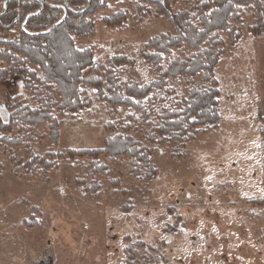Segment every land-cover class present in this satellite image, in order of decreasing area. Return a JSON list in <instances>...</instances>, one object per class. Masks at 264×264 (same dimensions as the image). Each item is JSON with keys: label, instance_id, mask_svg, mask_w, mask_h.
Listing matches in <instances>:
<instances>
[{"label": "rangeland", "instance_id": "1", "mask_svg": "<svg viewBox=\"0 0 264 264\" xmlns=\"http://www.w3.org/2000/svg\"><path fill=\"white\" fill-rule=\"evenodd\" d=\"M121 1L99 10L94 15V38L76 37L75 47H92L93 66L100 69L109 65L107 58L130 57L131 65L115 68L118 82L146 85L156 75L155 67L143 61V46L151 36L173 33V29L163 16L154 17L155 6H148L139 21L137 8L143 1ZM193 2L179 0L174 8H186ZM239 8L244 29L236 44L229 43L226 31L217 32L224 53L213 69L219 90L216 128L200 129L183 142L152 145L143 138L146 126L140 111L118 105L111 112L94 87L82 84V96L91 104L80 113L56 115L60 120L56 144L41 137L48 133L47 124L31 129L36 136L30 143L34 154H62L55 157L56 167L48 170V182L42 180L39 166L26 174L10 165L9 155L27 158L25 147L0 143V264H127V249L138 262L145 258V264H264V203H258L264 199V31L253 37L247 29L255 23L254 3ZM117 10L129 14L123 26L110 28L100 22ZM229 23L237 25L231 19ZM18 30L16 22L0 32V37L7 39ZM191 53L184 46L172 48L163 55L167 60L160 67L165 69L175 57L184 59ZM26 65L41 77L37 65ZM189 82L198 84L200 75L168 77L166 87L175 91L168 97L149 93L143 103L152 124L158 122L162 107H171L187 95ZM3 83L0 92L34 105L16 77ZM2 106L0 118L1 114L7 118L8 111ZM127 115L134 117L128 134L150 149L156 176L140 182L129 174V155H100L98 160L108 174L98 175L99 192L85 194L74 180L84 177L82 168L92 160L69 161L65 151L101 148L109 136L104 124L125 125ZM115 180L118 186H113ZM121 189L135 194L131 208ZM33 208L40 226L29 227ZM176 221L177 227L167 231Z\"/></svg>", "mask_w": 264, "mask_h": 264}, {"label": "trees", "instance_id": "2", "mask_svg": "<svg viewBox=\"0 0 264 264\" xmlns=\"http://www.w3.org/2000/svg\"><path fill=\"white\" fill-rule=\"evenodd\" d=\"M4 1L0 0V32L11 29L16 22L19 30L17 35L10 34L7 39L0 37V88L6 78L16 77L30 93L34 105H28L18 96L11 97L6 91L0 92V104L8 111L7 121L0 118V143L4 146L25 147L27 158L9 155L10 165L24 170L26 174L39 166L41 178L45 182L49 180L48 170L57 165L55 157L62 154L52 151L42 156L34 154L30 143L36 136L31 129L47 124L48 133L41 137L56 144L60 130V120L56 115L80 113L91 104L88 98L82 96V84L94 87L99 99L106 103L111 112L118 105L140 111L146 126L143 138L148 143L162 145L183 142L193 138L200 129L209 130L219 124V90L213 69L224 53V42L217 32L226 31L229 43L236 44L244 29L239 6L250 3L255 5V23L247 29L253 37H258L264 31L262 0H194L188 7L177 9L174 6L179 0H142L143 3L137 8L138 20L145 18L148 6H155L154 17L166 18L173 33L165 31L151 36L143 46L141 56L145 64L155 67L156 79L146 85L136 82L121 85L115 68L119 64L131 65L133 60L130 57L123 54L112 56L107 58L109 65L100 69L93 66V48L77 49L74 41L76 37L93 39L97 22L94 15L105 9L108 3L119 0H90L89 8L78 13L73 11L83 10L87 0H69V9L64 4L66 0H10L3 12ZM28 15L31 16L21 28ZM128 17L126 11L117 10L109 17L101 18L100 22L113 28L123 26ZM229 19L237 22V25L229 23ZM183 46L192 53L184 59L175 57L167 61L165 69H161V61L166 59L163 55L170 53L172 48ZM28 62L40 68L41 77L28 69ZM4 66L8 67L7 70ZM90 67L94 68L93 71L85 74L84 71ZM182 75H200V82H189L187 95L174 101L171 107H162L158 122L152 124L144 107L145 98L149 93L155 97L158 94L170 96L175 91L166 87V79ZM126 117L129 122L125 125L119 122L104 124L109 136L101 148L65 151L69 161L83 157L92 160L91 164L82 168L84 177L74 180L75 186L85 194L99 192L101 185L97 177L108 174L106 165L98 160L100 155H129V174L140 182H150L156 176L150 149L128 134L134 127V117ZM112 184L118 186V181ZM121 193L128 199L127 207L131 208L135 194L126 189H121ZM258 203L263 204L264 199ZM36 216L37 210L33 208L29 227L40 226ZM176 224L177 221L166 230L172 231L177 227ZM125 254L127 264H145V258L138 262L129 249Z\"/></svg>", "mask_w": 264, "mask_h": 264}, {"label": "water", "instance_id": "3", "mask_svg": "<svg viewBox=\"0 0 264 264\" xmlns=\"http://www.w3.org/2000/svg\"><path fill=\"white\" fill-rule=\"evenodd\" d=\"M9 1H10V0H5V1H4V10H3V12L6 11L7 4H8ZM36 1H38V2H44L45 0H36ZM68 2H69V0H66L64 4H65L66 8L69 9V7H68ZM89 6H90V0H87V5H86V7H85L83 10H81V11H73V12H75V13H78V12H85V11L89 8ZM29 16H31V15H28V16L25 18L24 22H23L22 25H21V28H24V24H25V22L27 21V19L29 18Z\"/></svg>", "mask_w": 264, "mask_h": 264}, {"label": "crops", "instance_id": "4", "mask_svg": "<svg viewBox=\"0 0 264 264\" xmlns=\"http://www.w3.org/2000/svg\"><path fill=\"white\" fill-rule=\"evenodd\" d=\"M129 1H131V0H128V2ZM121 2H123V3H126L127 1H125V0H122ZM261 4L263 5V7H264V0H262L261 1ZM1 104H0V108H1ZM4 106H2V108H3ZM117 107H115V109H116ZM4 111V110H3ZM1 113H3V112H1ZM7 116H8V113H7ZM1 119L3 120V121H6V119H8V117L7 118H4V115L3 114H1Z\"/></svg>", "mask_w": 264, "mask_h": 264}]
</instances>
